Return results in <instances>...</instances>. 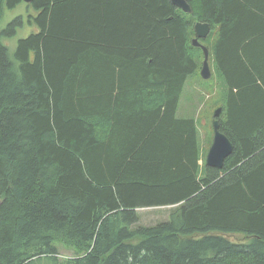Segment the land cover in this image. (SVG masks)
<instances>
[{"label": "trees", "instance_id": "16d2710c", "mask_svg": "<svg viewBox=\"0 0 264 264\" xmlns=\"http://www.w3.org/2000/svg\"><path fill=\"white\" fill-rule=\"evenodd\" d=\"M23 3L0 0V21ZM190 5L35 0L14 60L23 20L0 30V264H264V0ZM197 22L234 147L222 169L177 117Z\"/></svg>", "mask_w": 264, "mask_h": 264}, {"label": "rangeland", "instance_id": "374dc122", "mask_svg": "<svg viewBox=\"0 0 264 264\" xmlns=\"http://www.w3.org/2000/svg\"><path fill=\"white\" fill-rule=\"evenodd\" d=\"M27 5L28 4L23 3L15 9L6 10L0 21V30L5 29L9 23L18 17H21L24 23L23 27L17 29L14 37L3 39V43L9 48V55L12 60H14L18 42L21 39L27 38L34 31V27L28 24L27 18L30 10L27 8ZM209 60L212 78L204 80L201 76V70L199 69L196 73L192 74L186 82L177 110L178 118L193 119L196 121L198 128V142L202 150V155H205L207 150L209 152V149L211 148V128L213 126V117L216 111V107H213V91L217 90L220 84L213 61V52L210 53ZM199 62L201 63L200 66L202 68L204 60ZM173 208L175 207L169 206L163 208L138 209L137 212L139 213L140 221L138 224L134 225L133 228L143 225L152 226L157 223L168 221ZM229 238L236 242H246L243 235H231ZM62 254L66 256L72 255V253L64 250L62 251Z\"/></svg>", "mask_w": 264, "mask_h": 264}, {"label": "water", "instance_id": "95a60500", "mask_svg": "<svg viewBox=\"0 0 264 264\" xmlns=\"http://www.w3.org/2000/svg\"><path fill=\"white\" fill-rule=\"evenodd\" d=\"M26 4H32L35 0H23ZM191 0H172V3L183 10L185 13L191 14L192 8L190 5ZM196 37L193 39L192 44L194 47L201 48L204 52V62L201 68V76L204 80H209L212 78V71L210 68L209 58L210 52L207 47H205L201 40H206L211 31V25L209 23L198 22L194 26ZM223 109L218 108L214 114L213 120V131L214 138L213 144L209 149V152L206 157V164L208 167L222 169L224 167L226 159L233 152V144L230 139L224 135L220 130L219 118L222 114Z\"/></svg>", "mask_w": 264, "mask_h": 264}]
</instances>
